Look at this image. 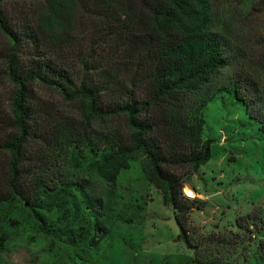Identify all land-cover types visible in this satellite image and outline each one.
<instances>
[{
	"label": "trees",
	"instance_id": "obj_1",
	"mask_svg": "<svg viewBox=\"0 0 264 264\" xmlns=\"http://www.w3.org/2000/svg\"><path fill=\"white\" fill-rule=\"evenodd\" d=\"M215 1L0 0V33L7 41L0 86L11 90L7 114L0 112V154L8 156L0 161V215L25 214L51 242L92 254L108 239L101 223L109 209L91 182L115 187L139 162L145 180L174 210L177 241L193 251L180 264H249L243 252L233 262L220 257L236 250L233 231L232 238L210 233L196 243L187 228L200 207L198 197L184 196V178L212 157V141L203 137L207 105L223 93L234 95L264 137V93L250 68L219 83L222 71L246 59L228 37L247 17L237 10L222 22ZM245 2L242 11L264 12V0ZM7 6L22 19L9 18ZM36 86L56 91L73 106L76 121L51 130L41 123L37 117L45 110ZM62 150H71L77 163L85 151L92 179L64 174L69 171L56 156ZM260 251L264 263V243Z\"/></svg>",
	"mask_w": 264,
	"mask_h": 264
},
{
	"label": "rangeland",
	"instance_id": "obj_2",
	"mask_svg": "<svg viewBox=\"0 0 264 264\" xmlns=\"http://www.w3.org/2000/svg\"><path fill=\"white\" fill-rule=\"evenodd\" d=\"M215 3L222 22L237 10L242 17H247L246 24L228 37L234 47H240L246 59L222 71L219 83L250 68L264 93V12L259 9L252 15L251 9L242 11L245 0H216ZM6 9L9 18L16 22L19 17L22 19L16 7L7 6ZM6 43L0 33V51L6 49ZM69 62L73 64V60ZM10 94L9 87L2 84L1 113L8 112ZM34 96L39 109L45 110L37 119L41 123L45 120L50 130L56 125L74 122L73 106L63 101L56 91L36 86ZM204 115L203 137L212 141V157L196 174L184 173L189 174L184 178V196L195 199L196 194L201 195L197 203L200 210L190 214L187 228L192 231L196 243L210 233L229 236L228 232L233 231L240 237H233L236 250L220 253V257L233 262L243 252L249 264H264L260 251L264 243V137L259 125L251 120L234 95H218L204 109ZM53 144L56 145L54 141ZM36 151H40L39 147ZM71 155V150L56 152L60 168L69 171L63 173L91 180L86 171L85 151L79 153V163ZM30 157L35 160L37 156L33 152ZM0 161L8 162V156L0 154ZM91 184L94 196L102 198L109 209L101 223L109 235L100 250L89 255L74 252L63 242H51V238L37 232V226L25 214L0 215V239H4L0 246V264H180L194 257L184 242L177 241L181 230L174 210L164 204L161 193L145 180L139 162H133L120 174L115 187L97 178ZM238 220L250 231L238 230ZM252 221L258 225L251 228ZM242 240L248 242L242 243Z\"/></svg>",
	"mask_w": 264,
	"mask_h": 264
},
{
	"label": "water",
	"instance_id": "obj_3",
	"mask_svg": "<svg viewBox=\"0 0 264 264\" xmlns=\"http://www.w3.org/2000/svg\"><path fill=\"white\" fill-rule=\"evenodd\" d=\"M195 193H196V192H195ZM195 196H196V197H201V195H199V194H196Z\"/></svg>",
	"mask_w": 264,
	"mask_h": 264
}]
</instances>
